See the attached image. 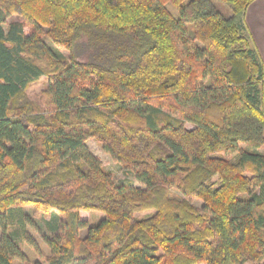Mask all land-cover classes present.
Masks as SVG:
<instances>
[{
  "label": "trees",
  "instance_id": "obj_1",
  "mask_svg": "<svg viewBox=\"0 0 264 264\" xmlns=\"http://www.w3.org/2000/svg\"><path fill=\"white\" fill-rule=\"evenodd\" d=\"M255 1L0 0V264L26 260L19 238L41 253L27 208L50 217L47 264H264ZM90 140L143 188L115 185Z\"/></svg>",
  "mask_w": 264,
  "mask_h": 264
},
{
  "label": "rangeland",
  "instance_id": "obj_2",
  "mask_svg": "<svg viewBox=\"0 0 264 264\" xmlns=\"http://www.w3.org/2000/svg\"><path fill=\"white\" fill-rule=\"evenodd\" d=\"M218 8L227 16H230V12L228 8L222 4H218ZM169 9L172 10L175 14L174 9L169 7ZM21 21V18L19 16H13L8 19L6 29L11 23ZM48 44L53 46L49 41H47ZM57 51H59L64 57L69 58V53L65 50H62L56 46H53ZM83 57H80L82 59ZM47 80L45 78H42L39 82L32 85L27 90V98L30 100V102L35 103L40 107L42 110L46 109V100L44 99V92L47 88ZM188 129H193L192 125H187ZM89 150L93 155H95L100 162L102 163L104 169L109 172L112 175V179L115 185L120 184H126L130 185L136 188H143V186L137 181L135 174L132 171H129L127 169H124L123 166L119 163H117L110 155L105 153L102 149V146L100 143L90 140L87 143ZM246 148H249L248 146H244ZM260 153L264 154V146L259 149ZM171 197L176 198H182L183 196L178 193L176 190H172L170 193ZM195 206L202 207V204L198 200L189 199ZM27 213L32 217L35 227L34 228H28V233L30 236L35 239L40 247L41 253H37L33 248H31L24 240L23 238H19V247L22 250V252L26 255L25 261H16L15 264H47V260L49 257V249L46 246V244L42 240V234H51L47 227V222L50 220V217H45L42 214H39L37 216H34V209L33 208H27ZM150 214V212H142L137 215L138 218H143L146 215ZM81 217L84 219H87L91 224H95L99 222L100 220L105 218V215L98 212H92V213H86L83 212L81 214ZM17 231V227H12L11 232L14 233ZM82 237L86 235V232H82ZM0 236H1V230H0Z\"/></svg>",
  "mask_w": 264,
  "mask_h": 264
},
{
  "label": "crops",
  "instance_id": "obj_3",
  "mask_svg": "<svg viewBox=\"0 0 264 264\" xmlns=\"http://www.w3.org/2000/svg\"><path fill=\"white\" fill-rule=\"evenodd\" d=\"M246 28L264 68V0H256L246 12Z\"/></svg>",
  "mask_w": 264,
  "mask_h": 264
}]
</instances>
